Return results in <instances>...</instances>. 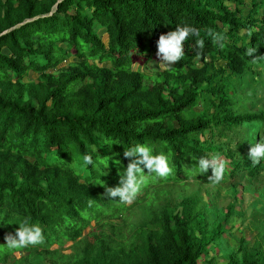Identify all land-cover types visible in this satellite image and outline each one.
<instances>
[{
  "label": "trees",
  "instance_id": "obj_1",
  "mask_svg": "<svg viewBox=\"0 0 264 264\" xmlns=\"http://www.w3.org/2000/svg\"><path fill=\"white\" fill-rule=\"evenodd\" d=\"M249 3L244 15L243 0H0V246L24 220L45 238L0 247V264L213 262L204 257L224 233L219 221L208 230L196 194L173 199L160 190L199 177L185 168L213 154L225 163L224 179L264 175L263 163L248 158L264 140V109L243 99L246 81L264 70V0ZM184 26L200 37L187 39L174 71L161 68L163 81L133 67L135 57L159 66V36ZM209 30L223 39L213 43ZM234 130L243 139H230ZM105 139L117 144L109 149ZM136 144L165 154L173 174L148 178L138 197L153 194L162 207L131 223L126 204L100 183L118 185L129 162L123 151ZM85 154L93 165L83 164ZM216 264H264V250L241 243Z\"/></svg>",
  "mask_w": 264,
  "mask_h": 264
},
{
  "label": "rangeland",
  "instance_id": "obj_2",
  "mask_svg": "<svg viewBox=\"0 0 264 264\" xmlns=\"http://www.w3.org/2000/svg\"><path fill=\"white\" fill-rule=\"evenodd\" d=\"M249 1L243 0L244 6H239L244 15L249 11ZM230 6L235 7L236 5L230 2ZM102 39L106 43L107 36L103 34ZM134 60V68L140 66L139 69L144 74L158 75L160 81L164 80V76L160 73L162 71L160 66L153 67L150 63L141 66L142 61L140 59L135 57ZM73 61L74 59H69L60 67ZM37 77V74L29 73L28 80H35ZM246 82L248 84L246 91L244 90L243 99L255 101L256 110L264 109V70L260 72V75L255 76L254 81L248 80ZM243 137L244 130H234L229 134L230 139H243ZM262 163L264 166V161ZM244 176L237 179H223V182L215 185L209 183L206 177L199 176L186 184L173 185L172 188L160 190L161 197L164 194L167 196L170 194L173 199H182L196 194L202 205L205 206L204 213L209 224L208 230H212L213 223L219 221L224 233L218 242L207 247V255L204 260L213 259V262L209 264L224 262L225 255L236 250L241 243L246 248H256L259 245L264 250V175L256 180H249ZM152 195H140L132 204H126L128 211L125 212V218L132 216L130 218L132 219L131 223L143 218L148 219L151 212L156 210L158 206L162 207V201L151 198ZM228 211H230V215L225 218ZM122 219L114 221L120 223ZM70 246L71 243L64 246L65 250L62 251V255L71 253ZM56 248L57 246L54 245L52 250ZM15 255L19 257L18 254Z\"/></svg>",
  "mask_w": 264,
  "mask_h": 264
},
{
  "label": "clouds",
  "instance_id": "obj_3",
  "mask_svg": "<svg viewBox=\"0 0 264 264\" xmlns=\"http://www.w3.org/2000/svg\"><path fill=\"white\" fill-rule=\"evenodd\" d=\"M208 35L212 38L213 43H219L223 37L219 34L208 31ZM190 36L200 37L199 29L190 26L176 27L174 31H169L166 34H161L156 42V56L158 65L165 70H173V66L181 61L184 57V43ZM196 45L199 49L204 48V40L197 39ZM223 47L222 44H220ZM255 51L254 48L247 50L246 55L251 56ZM202 51L196 54V60H200ZM255 131V129H254ZM117 144L111 139H105L104 145L111 146ZM124 158L128 159L126 169L122 172L118 171L119 181L115 187H107L101 181V186L105 187L104 195L115 201L118 199L120 204H132L140 194L142 187L146 185L148 178L155 175L159 178L166 179L173 174V169L169 165L168 157L163 154H154V150L145 144H136L135 146L124 149ZM248 158L251 160V166L255 167L264 161V140L253 144L248 153ZM110 157H104L101 162L107 165ZM83 164L93 165L94 161L91 155L85 154L82 158ZM115 163L120 165V161ZM143 166V167H141ZM144 169H147L148 174H144ZM189 175H206L211 169V175L207 177L209 183L219 184L223 179L226 171L225 163L219 154L209 156H201L198 159V166L191 170L185 168ZM117 202V201H115ZM19 227L13 233H7L4 236L6 241L5 246L11 250L23 249L29 246H37L44 243L43 229L38 224H31L28 220L18 223Z\"/></svg>",
  "mask_w": 264,
  "mask_h": 264
}]
</instances>
